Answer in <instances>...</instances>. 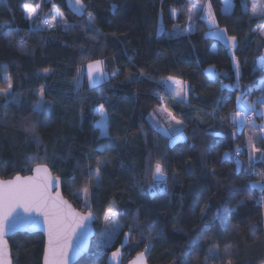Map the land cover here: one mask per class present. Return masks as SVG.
I'll use <instances>...</instances> for the list:
<instances>
[{"label": "trees", "instance_id": "1", "mask_svg": "<svg viewBox=\"0 0 264 264\" xmlns=\"http://www.w3.org/2000/svg\"><path fill=\"white\" fill-rule=\"evenodd\" d=\"M209 3L216 27L236 37L238 89L227 87L235 82L228 47L208 36L199 14ZM83 4L79 14L70 0H0V25H6L0 27V88L8 77L12 82V95L0 96V178L47 165L80 212V193L89 189L96 235L77 264H108L125 236L120 264L141 253L147 264H264V190L252 187L264 185V157L256 164L261 173L246 167L245 135L230 119L237 96L248 102L264 96L258 87L264 79L262 19L251 16L248 0ZM25 5H39L36 23L56 9L64 26L34 28ZM172 33L182 35L172 39ZM96 60L104 62L106 83L90 88L85 80L77 89L78 69ZM208 70L218 75L209 79ZM169 76L187 86L185 101L161 85ZM42 86L50 107L37 114L33 107ZM101 104L107 136L94 124ZM162 107L183 121V141L170 145L172 137L160 130L170 129L167 118L151 124ZM237 146L243 150L239 169ZM256 147L264 150V140ZM157 160L165 168L167 191L153 195L149 174ZM108 215L120 229L104 248L98 229ZM8 242L13 264H41V235L18 234Z\"/></svg>", "mask_w": 264, "mask_h": 264}, {"label": "snow or ice", "instance_id": "2", "mask_svg": "<svg viewBox=\"0 0 264 264\" xmlns=\"http://www.w3.org/2000/svg\"><path fill=\"white\" fill-rule=\"evenodd\" d=\"M36 7H28L25 5L27 13V19L32 20L37 14ZM200 6H197L199 9ZM84 4L83 0H74L73 10L75 12H83ZM175 11V10H173ZM192 9H189L191 12ZM251 11L254 15H264V5L259 4V0H253L251 5ZM203 18V15H201ZM207 18L209 21L210 34L217 36L219 39L224 40L225 44H231L232 48L237 47L236 37H225L224 33L226 30H217L212 32L211 29L216 27L215 19L211 11V3L207 5ZM192 17L189 16V20ZM52 22L50 23L47 18L44 19L43 23L49 27L57 26V16L52 14ZM92 17L89 13V23H91ZM63 23V22H59ZM0 27H6V25H0ZM160 31V30H158ZM264 32V29H262ZM182 35L180 33L170 34V38L176 39ZM264 59V58H262ZM103 61L96 60L91 61L87 64L86 75L90 84L92 85L101 84L106 82L107 75L103 71ZM237 67L239 62H236ZM45 71H48L45 69ZM81 73V79L83 78L82 69H78ZM218 74L214 71L209 72L211 78H215ZM81 79L75 81L77 88L81 84ZM168 83V89L176 97L184 100L187 95V86L184 82L177 80L173 76L167 77L166 83ZM227 87H239V83L236 85ZM12 89L11 78H7V87L0 88V96H11L10 91ZM44 88L40 89V100L36 102L33 107V111L39 114L42 111H47L50 105L44 100ZM236 108L237 110L230 114V119L233 125L243 129L246 124H251L253 129H256L254 120L251 119L249 113L264 118V107L257 108L256 104L264 105V96L259 97L256 102L249 103L243 100L242 96L236 97ZM166 114L167 123L171 129V133L168 129H163L166 135H170L175 140L183 139V121L178 119L167 107L160 109ZM96 114H99L101 119L94 121V124L103 129L101 135L107 136V113L104 109L103 104L96 110ZM175 126L180 127H174ZM26 131H32L33 128L25 129ZM259 132L264 133V125L259 126ZM258 139L264 140V135L257 137ZM247 144L250 148L249 160L250 164H255L256 160L253 157L254 153H260L264 157V150L257 148L253 143V136L250 135L247 139ZM103 151V149H98ZM243 150L237 146L234 150L235 156H239ZM225 159L230 158L229 153H225ZM98 167L95 175L99 174V167L101 162L98 161ZM237 168L239 169L240 161H236ZM92 170L89 169V172ZM34 174L30 176H19L17 175L14 179L0 180V264H11L7 241L4 239L5 233L14 231L20 224H29L32 226L38 225L40 217H43V223L47 226V246L44 253V264H69L72 256L78 255L82 250V243L80 235H78V229L83 231V221L92 218V213L88 212L87 215L76 212L66 200L62 198L59 188V177L53 178L47 167V165H37L33 169ZM153 183L148 186L149 191L155 195V190L158 189L160 192H166V174L163 164L157 160L154 164V170L152 171ZM53 187L57 188V191L53 195ZM253 188L260 187L264 190V185L252 184ZM88 191L87 187L83 189L86 194ZM111 214V209H109ZM108 239L116 235L119 231V224L117 222H110L107 226ZM75 238V240H74ZM119 254V249L112 253V258H116ZM141 258L143 253L139 254ZM135 264V262H134Z\"/></svg>", "mask_w": 264, "mask_h": 264}, {"label": "rangeland", "instance_id": "3", "mask_svg": "<svg viewBox=\"0 0 264 264\" xmlns=\"http://www.w3.org/2000/svg\"><path fill=\"white\" fill-rule=\"evenodd\" d=\"M43 1L46 2V1H49V0H43ZM252 2H253V0H248L249 10H250L251 16L254 17V18H260V19H262V27H261V30H260V34H261V36L264 38V32H262V29H264V15H260V14H256V15H254V14L252 13V11H251V5H252ZM70 4H71V6H72V8H73L74 0H73V2H70ZM259 4H260V5H264V4L261 2V0H259ZM201 8H202V7H201ZM201 8H200L199 14L203 15V19L206 21V23H207V25H208V29H209L208 36H211V37H213V38L219 40L221 43H223V44H224L226 47H228V49H229V54H230L231 59H232V66H233V69H234V72H235V82H234L233 85H236L237 82L239 83V77H240V74H239L238 67H237L236 60H235V56H234V50H235V48H232V46H231L230 43L226 45L225 42H224V40H221V39H219L217 36L210 34L209 21H208V18H207V7H204V8H202V9H201ZM53 13L56 14V16H57V21H58L57 26H56V27H49L48 25H44L43 21H44L45 18H47V19L49 20L50 23L52 22L51 17H52V14H53ZM77 13H78V12H77ZM79 14H80V13H79ZM37 15H38V10H37V14H36V16L33 17L32 20H30L32 26H33L34 28H36V29H47V30H50V29H54V28H62V27L64 26L63 19L61 18V16L59 15V13L57 12L56 9H53V8H52L51 11L47 14L48 16H45L44 18H42V21H39V22L36 23L35 20L37 19ZM26 16H27V13H26ZM42 17H43V16H42ZM59 22H63V23H59ZM188 25H189V26H188V29L191 30V28H192L191 22H190V24H188ZM215 25H216V23H215ZM217 30H221V29H219V28H217V27H214V28L211 29L212 32H215V31H217ZM224 35H225V37L227 38L226 33H224ZM79 69H82L83 73H85V74L83 75V78H82V79H81V73L78 72V74H77V79H81V84H80L79 88L82 86V84H83V82H85V80L87 81L88 86L90 87V84H89V81H88V78H87V75H86L87 65L81 66ZM77 79H76V80H77ZM106 80H107V79H106ZM104 83H106V82H104ZM104 83L96 84V85H92L90 88L96 87V86H98V85H102V84H104ZM162 84H163V86L165 87L166 85H168V82L166 83V81H162V82H161V85H162ZM258 87H259V88L262 90V92L264 93V79L261 80V81L259 82ZM76 88H77V85H76ZM233 88H234V89H235V88L238 89L239 87H233ZM77 89H78V88H77ZM262 96H263V95H260V97H262ZM177 98H179V97H177ZM257 99H258V98H257ZM257 99H256L254 102H256ZM246 102H248V101H246ZM249 103H253V102H249ZM256 107H257V108H261V107H264V105L256 104ZM160 109H161V108H160ZM160 109L157 111V114H155L154 117H151V118H150V122H151V124H152L153 126H158L159 124H163V121L166 119V114L163 113L162 111H160ZM97 115L99 116V120H100V119H101L100 115H99V114H97ZM258 119H260V117L255 115L254 122H255V125L257 126L256 129H253L251 124H246V125L244 126L243 129H241V128H239V127H237V126L234 125L238 133H242V132H243L244 135H245V136H244V137H245V142H246L245 149H246L247 154H248V159H249V153H250V148H249V146H248V144H247V139H248V137H249L250 135H252V136H253V143H255V145H256V143H257L259 140H261V139H258L257 137H259L260 135H264V133H260L259 130H258V129H259V126L264 125V120H263V119H260V120L258 121ZM232 124H233V123H232ZM97 128L99 129L100 134H101L102 131H103V129H101V128L98 127V126H97ZM163 129H165V128H163V127L160 128V130L165 134V132L163 131ZM106 130H107V129H106ZM168 132L171 133V129H168ZM101 136H102V135H101ZM183 137H184V136H183ZM183 140H184V138H183V139H179V140H175V142H173V138H172V140H171V142H170V145H172V144H174V143H176V142L183 141ZM253 157H254V159H255L256 161H261V159H262V156H261L260 153H254V154H253ZM234 158H235L236 160H240V159L237 158L235 155H234ZM249 161H250V160H249ZM247 164H248V163H247ZM246 167H248V165H247ZM153 170H154V169H153ZM153 170H152V171H153ZM152 171L150 172L149 175H150V177H151V182L153 183ZM87 189H88V188H87ZM80 199H81V204H82L83 212L88 211V209L90 208L89 189H88V191H87L86 194L83 192V190L81 191V193H80ZM113 221H114V222H117L116 219H115V217H114L113 215H108V217H107V219L105 220L104 224H102V225L99 227V229H98V230H99V231H98L99 233H98V240H97V241H98V243H99L101 246H103L104 248H106V247H110V246L114 243V241H115V239H116V236H117V233H118V232L116 233V235L112 236L110 240L108 239V235H107V233H108L107 226L109 225L110 222H113ZM119 229H120V225H119ZM128 240H129V237H128V236H125L124 241H123V246H125V245L127 244ZM123 246L119 248V254H118V256H117L116 258H112V254L110 255L109 260H108V264H120L121 258H122V256H123V252H122Z\"/></svg>", "mask_w": 264, "mask_h": 264}, {"label": "water", "instance_id": "4", "mask_svg": "<svg viewBox=\"0 0 264 264\" xmlns=\"http://www.w3.org/2000/svg\"><path fill=\"white\" fill-rule=\"evenodd\" d=\"M35 167H33L31 172H30V174H28L26 176L33 175L34 174L33 169ZM49 171L51 173V176L53 178H56L52 174L50 169H49ZM16 176H14L11 179H14ZM19 176H22V175H19ZM0 180H2V179L0 178ZM61 185H62V183H61V180L59 179V188H58V190H59L60 195L62 196V198L64 200H66L64 198L63 194H62ZM56 191H57V188L53 187V189H52L53 195L55 194ZM66 201L68 202V204H70L72 206L73 209H75L74 206L68 200H66ZM75 211L79 212V213H82L84 215H87L88 212H90V211L80 212V211H78L76 209H75ZM40 221L41 222L38 225H36V226H32V225H29V224H20L14 231H9V232L5 233L4 239L7 241L8 254H9V258H10L11 264H13V261H12V258H11V248H10L8 240L11 239L12 237H14L15 235H18V234H28V235L39 234V235H41L43 237V239H44V249H43V255H42L41 264H44V253H45V248L47 246V239H48V237H47V226L43 223V217H40ZM78 235H80V238H81L82 250L80 251V253L78 255H75V256L71 257V259L69 261V264H77L80 260H82L88 254L89 249L91 247V242L93 241V239L95 238V235H96V230H95V227H94V218H93V216H92L91 219L83 221V231L81 232V230L78 229ZM74 240H75V238H74ZM134 262H135V264H147V259H146L144 254H143L142 258H141L140 255H137L128 264H134Z\"/></svg>", "mask_w": 264, "mask_h": 264}, {"label": "crops", "instance_id": "5", "mask_svg": "<svg viewBox=\"0 0 264 264\" xmlns=\"http://www.w3.org/2000/svg\"><path fill=\"white\" fill-rule=\"evenodd\" d=\"M70 2H73V0H70ZM25 18L27 19V16H26V10H25ZM27 20H28L29 23L31 24L30 20H29V19H27ZM212 71H214V70H208L207 73H206V75H207V77H208L209 79H213V78H211V77L209 76V72H212ZM164 81H166V80H164ZM168 83H170V82H168ZM165 89L167 90V92H168V93H169L174 99H176V100H178V101H185L186 98H187V95H186V97H185L184 100H181L180 98H177L172 92L169 91L167 85H166V88H165ZM244 101H247V100H244ZM260 119H263V120H264V118H261V117H260ZM258 162H259V161H256V163H258ZM247 163L250 164V161H249V159H248V154H247Z\"/></svg>", "mask_w": 264, "mask_h": 264}, {"label": "built area", "instance_id": "6", "mask_svg": "<svg viewBox=\"0 0 264 264\" xmlns=\"http://www.w3.org/2000/svg\"><path fill=\"white\" fill-rule=\"evenodd\" d=\"M45 25V24H44ZM248 115H250V117H251V119L253 120L254 119V116L255 115H253V114H251V113H249ZM237 157V156H236ZM241 157V154L237 157V158H240ZM248 167H250L252 170H258L259 172H260V170H259V168H257V165L256 164H251V165H248ZM261 173V172H260ZM258 192L260 193V194H262L263 193V190L260 188V187H258Z\"/></svg>", "mask_w": 264, "mask_h": 264}, {"label": "clouds", "instance_id": "7", "mask_svg": "<svg viewBox=\"0 0 264 264\" xmlns=\"http://www.w3.org/2000/svg\"><path fill=\"white\" fill-rule=\"evenodd\" d=\"M255 164H257V163H255ZM249 165H251V164H249Z\"/></svg>", "mask_w": 264, "mask_h": 264}]
</instances>
